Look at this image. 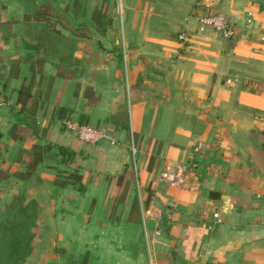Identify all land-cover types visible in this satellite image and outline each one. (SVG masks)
<instances>
[{
    "label": "crops",
    "instance_id": "0c3cea01",
    "mask_svg": "<svg viewBox=\"0 0 264 264\" xmlns=\"http://www.w3.org/2000/svg\"><path fill=\"white\" fill-rule=\"evenodd\" d=\"M76 1L79 12H106L104 30L95 26L92 38L60 30L71 40L43 45L9 82L13 101L21 78L30 81L43 139L73 149L81 180L91 178L82 193L52 185L58 213L45 218L54 226L45 237L67 246L51 247L41 264L65 255L86 264H264V0ZM200 12L225 15L232 36L198 31ZM65 121L98 126L113 142H83ZM183 166L184 184L158 181ZM35 169L28 181L42 192ZM120 177L130 179L114 202ZM33 199L41 213L46 202Z\"/></svg>",
    "mask_w": 264,
    "mask_h": 264
},
{
    "label": "trees",
    "instance_id": "16d2710c",
    "mask_svg": "<svg viewBox=\"0 0 264 264\" xmlns=\"http://www.w3.org/2000/svg\"><path fill=\"white\" fill-rule=\"evenodd\" d=\"M75 2L76 0L71 1L72 4H75ZM56 9L57 6L53 0H41L32 10L20 14L22 24L26 26L34 25L40 28L35 33L33 42L31 44H24L25 47H31L29 48L31 52L26 53L24 59L13 58L8 62L6 76L0 82V98H2V101L0 100V112L2 114L0 113V115L6 117L11 114V118L8 119V126L4 132L6 138L10 141L23 142L29 138L42 141L32 142L30 145L32 151L22 153L21 161L25 166H19L17 163L18 148H15L10 162L16 166L11 172L0 170V181H6L9 177H12L14 182L25 183L29 180L34 168L40 161L50 159L63 167L55 168L56 175L52 178V184L59 188L69 186L74 188L75 191L82 193L91 181V178L88 175L84 181L81 180V175L77 171V164L75 162L77 153L73 149L43 139V130L35 126L34 118L32 117L37 107V99L31 93L30 81L24 82L23 79L25 78L22 77L13 101H8L10 80L18 78L22 65L26 68V71L31 68L29 63L31 59L41 55L38 52L40 45L56 41L48 40L60 32L56 16L53 14V11ZM85 15L86 12L77 13L75 17H84ZM89 16L94 20V24L99 30H104L110 21L106 12H90ZM86 27L81 22L66 29L75 37L88 38L89 36L83 32V29H86ZM2 33L3 31H0V37ZM95 128L100 127L95 126ZM2 135L0 134V137ZM122 179L124 178H118L116 187L113 189L112 198L114 202L121 200L125 194L124 191L119 190L120 180L122 181ZM129 179L130 177L123 180V189H125ZM22 193L11 196L0 207V264H23L26 256L31 251V241L34 236L32 227L36 224L34 216L29 214L27 209L31 204L35 206V201L29 198L23 202Z\"/></svg>",
    "mask_w": 264,
    "mask_h": 264
},
{
    "label": "rangeland",
    "instance_id": "374dc122",
    "mask_svg": "<svg viewBox=\"0 0 264 264\" xmlns=\"http://www.w3.org/2000/svg\"><path fill=\"white\" fill-rule=\"evenodd\" d=\"M40 1L41 0H0V31H3L2 36L0 37V82L3 81L6 76L8 62H10L11 59H24L25 53L24 51L19 50L20 45L31 44L35 33H37L39 30L38 28H40L34 25L26 26L22 24L20 21V14L30 10ZM53 1L57 6V9L53 11V14L56 16L57 26L60 30H67V27L77 25L82 22L85 26H87L86 29H83V32L91 38L95 35L93 31H96L97 28L95 27L96 25L94 24V20H92L89 16L90 12H86L84 17H75L77 13H83L82 11H78V8L82 3L76 1L75 4H72L71 0H64L62 2L61 0ZM56 2L59 3V5ZM115 14L117 16V12H115ZM68 37V39L71 40V36ZM68 39L64 36L58 37V35H54L48 40H63L66 42ZM82 46L84 48H89V52L92 54V43L85 42ZM40 47H43V45H40ZM12 96L13 94L11 93L8 98L9 102H12ZM0 100L2 101V98H0ZM0 113L2 114V112ZM10 118L11 114L6 117L0 115V134H3L0 137V170H7L8 172H11L16 166L10 162L14 149L18 148L16 156L17 163L19 166H25V164L21 161V156L22 153L24 154L32 151L30 145L33 141L32 139H27L23 142H14L6 138L4 132L5 128L8 126V119ZM55 168L63 167L61 165H57L50 159H44L37 164L35 170L36 173L40 175L38 178H41L40 181L42 183V187L39 186V188L41 187L42 192L38 190L35 192L36 185H34L35 181L32 180L20 183L19 181L14 182L13 178L9 177L6 181H0V207L2 203L9 200L11 196L21 192H23V202L31 197L33 199L34 195H36L38 202H46L41 210V213H38L36 201L34 199L35 206L34 204H31V206L27 209V212L32 214L35 221L36 219L39 221V224L35 223L36 225L32 227L34 236L31 241V251L26 256L23 264H41L45 261L51 262L52 258L49 256L51 247L63 251V248H66L64 247V244L67 246V241L54 238L46 239L45 237V233H50L52 229H54L52 224H46L45 218L50 215L55 216V213H58L57 209H55V206L53 205L54 203L52 202L56 195L54 194L52 187V178L56 175ZM86 260L87 258L84 259L74 255H65L60 257L58 264H86Z\"/></svg>",
    "mask_w": 264,
    "mask_h": 264
},
{
    "label": "built area",
    "instance_id": "2783aa9c",
    "mask_svg": "<svg viewBox=\"0 0 264 264\" xmlns=\"http://www.w3.org/2000/svg\"><path fill=\"white\" fill-rule=\"evenodd\" d=\"M211 4V0H207V5ZM197 30L203 31L206 27L217 32L222 37H231L233 34V25L229 19L218 13H204L200 12L197 14ZM249 22V20H246ZM183 34H178L177 38L183 40ZM229 81V80H227ZM65 127L72 131L76 137L86 143H95L102 140H108L113 142V138L105 130L92 127L88 124H80L73 121H65ZM184 166L177 169L175 173L169 170L158 175V181L166 182L169 185H181L184 184L183 178ZM213 217L218 220V214L213 213Z\"/></svg>",
    "mask_w": 264,
    "mask_h": 264
},
{
    "label": "water",
    "instance_id": "95a60500",
    "mask_svg": "<svg viewBox=\"0 0 264 264\" xmlns=\"http://www.w3.org/2000/svg\"><path fill=\"white\" fill-rule=\"evenodd\" d=\"M38 52L39 53H42L43 52V47H39L38 48ZM79 159V156L76 157V161Z\"/></svg>",
    "mask_w": 264,
    "mask_h": 264
}]
</instances>
